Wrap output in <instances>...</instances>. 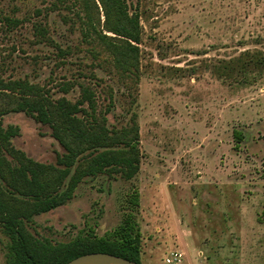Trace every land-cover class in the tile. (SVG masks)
<instances>
[{"label":"rangeland","instance_id":"374dc122","mask_svg":"<svg viewBox=\"0 0 264 264\" xmlns=\"http://www.w3.org/2000/svg\"><path fill=\"white\" fill-rule=\"evenodd\" d=\"M125 2L140 22V40L131 42L137 49L116 42L130 71L114 65L105 43L82 37L74 0H0V78L25 79L51 99L71 101L87 86L90 122L114 131L138 126L133 177L84 176L65 204L25 218L27 230L52 242L90 230L103 235L132 210L141 264H166L175 248L180 264H264V62L224 67L246 51L264 58V0ZM94 20L114 36L103 29L101 7ZM83 105L87 112L78 115L89 119ZM0 123L18 127L10 143L34 160L56 163L65 151L49 124L24 111L5 113ZM8 241L0 224V264Z\"/></svg>","mask_w":264,"mask_h":264},{"label":"trees","instance_id":"16d2710c","mask_svg":"<svg viewBox=\"0 0 264 264\" xmlns=\"http://www.w3.org/2000/svg\"><path fill=\"white\" fill-rule=\"evenodd\" d=\"M75 2L79 5L74 13L78 17L82 37L86 40L96 38L105 43L115 59L114 65L120 70L130 71V65L117 50L116 42L124 40L128 47L135 48L136 45L131 42L138 43L140 40L138 13L130 12L125 0H74L73 4ZM98 6L104 16L103 29L114 36L96 27L94 14L95 9L99 10ZM47 32L48 28H37L40 35L44 36ZM57 48L61 55L66 53V49L59 45ZM244 55L246 58L239 56L227 60L224 67L233 70L240 59L246 68L264 62L262 55L248 51ZM74 84V81L62 83L61 90L68 92ZM79 86L81 91L76 101L65 96L51 99L28 80L5 81L0 78V117L10 111H24L37 121L49 124L52 136L65 150L57 154L56 163L34 160L10 143V138L18 133V127L8 125L3 128L0 123V224L9 237L7 264H65L78 255L92 251L108 252L141 263L140 231L132 210L127 211L123 220L103 235L90 230L67 241L52 242L48 238H38L25 226V218L52 210L71 199L84 176L115 171L129 179L138 171L137 124L114 131L90 122H96L94 97L89 87ZM83 104L91 110L89 115L84 114L90 116L89 119L78 115L87 112ZM95 125L100 127L99 131ZM234 133L241 140V132ZM3 150L14 159L13 164L3 155ZM136 192L130 195L131 205L138 204ZM259 218L264 221V208Z\"/></svg>","mask_w":264,"mask_h":264},{"label":"water","instance_id":"95a60500","mask_svg":"<svg viewBox=\"0 0 264 264\" xmlns=\"http://www.w3.org/2000/svg\"><path fill=\"white\" fill-rule=\"evenodd\" d=\"M65 264H141V263L108 252L92 251L78 255L70 259Z\"/></svg>","mask_w":264,"mask_h":264},{"label":"built area","instance_id":"2783aa9c","mask_svg":"<svg viewBox=\"0 0 264 264\" xmlns=\"http://www.w3.org/2000/svg\"><path fill=\"white\" fill-rule=\"evenodd\" d=\"M182 259H183L182 251L175 248L167 253V256L164 258V262L166 264H180Z\"/></svg>","mask_w":264,"mask_h":264}]
</instances>
